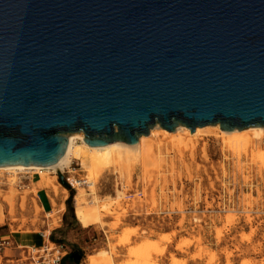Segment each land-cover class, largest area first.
Listing matches in <instances>:
<instances>
[{"label":"water","instance_id":"obj_1","mask_svg":"<svg viewBox=\"0 0 264 264\" xmlns=\"http://www.w3.org/2000/svg\"><path fill=\"white\" fill-rule=\"evenodd\" d=\"M157 124L264 126V0H0V166Z\"/></svg>","mask_w":264,"mask_h":264},{"label":"rangeland","instance_id":"obj_2","mask_svg":"<svg viewBox=\"0 0 264 264\" xmlns=\"http://www.w3.org/2000/svg\"><path fill=\"white\" fill-rule=\"evenodd\" d=\"M169 140L153 138V143L163 144V155L175 166L163 165L161 172H155L158 180L150 176L149 182H144L139 165L132 177L121 176L111 168L103 172L97 182L103 222L79 220L74 206L77 190L62 184L58 174V182L69 194L65 195L60 186L58 206L63 200L66 208L63 212L57 210V224L48 218L52 210L45 212L37 206L41 204L38 191H33V180L37 181L40 174L32 170L17 171L19 181L12 207L5 200L10 194L8 174H2L0 201L4 212L0 215V233L17 238L21 244L20 254L6 251L15 259L6 264H32L24 248L30 244L29 234L40 232L45 233L42 239L50 246H54L51 242L62 243L68 252L82 254L81 262L68 260L67 264H137V260L139 264H264V255L260 256L264 253V171L251 164L246 154L240 156L239 163L214 134L199 135L193 148L178 149ZM70 170L77 176L87 174L77 155L63 172ZM140 188L143 197H125L129 190ZM49 196L51 201L55 198L52 192ZM70 197L74 216L67 205ZM138 252L143 253L141 257Z\"/></svg>","mask_w":264,"mask_h":264},{"label":"bare ground","instance_id":"obj_3","mask_svg":"<svg viewBox=\"0 0 264 264\" xmlns=\"http://www.w3.org/2000/svg\"><path fill=\"white\" fill-rule=\"evenodd\" d=\"M202 134H214L218 136L222 141L223 147L228 148V150H231L234 156L238 159L239 163H242L240 160V158L242 157L241 155L246 154V157L249 156L251 164L253 165L256 164V166L259 168L258 170L264 171V147L262 146V140L264 137V126H251L244 129L236 128L234 130H223L220 124H215V125L197 127L196 130L193 132L189 127L185 125H179L176 128V130L169 131L163 128L162 126H160L159 124H157L155 127L151 128L149 135H142L139 138L137 144H128L126 142L117 141L103 146L89 145L88 143L85 142L84 133L76 132L68 135L69 143L63 157L59 161H57L56 163L50 166L47 167L31 166V165L0 166V176H2V174L5 173L8 174V184L10 186V192H9L10 194L7 197L5 196V200H7V202L12 207H14L13 198L15 195H17L15 185H17L19 181L17 179L18 170L19 171L32 170L34 172H37L40 174V178L34 182L33 191L37 192L39 189H46L48 191V194H50V192L54 194L55 198L52 199L53 209L50 212L51 215L50 216L48 215V218L50 219V217H52L53 219L52 223H56L54 222V217L55 214L57 213V210L63 212L66 208V205L63 202V200L60 203V207L58 206L59 204L58 201L60 200L59 194L61 191L60 186L63 188L64 190L63 192L65 193V195L68 196L69 194L68 190L58 182L57 174L63 172L65 166H70L72 159L74 158V156L77 155L79 157L80 165L86 170L85 172H87L86 176L89 182V187H87L88 190H85L83 187H78L77 193L74 196V206L78 211V218L80 221H85L86 218H91L97 223L103 222V217L99 206L100 197L98 195L97 182L98 179L101 178L100 176L103 174L105 170L111 168L114 169L113 170L114 172L120 174L121 176L123 175L127 177H132V173L134 172L133 170L135 166L139 165L141 166L140 172L142 173L141 176L143 177L144 182L146 183L149 182L148 180H150V176H154L155 177L154 180H158L159 177L158 175H155L156 174L155 172H161L162 171L161 168L163 167V165L166 164H168L169 166L172 165L171 166L172 168H175V166L172 160L170 164L169 160L167 161L166 160L167 158H165V156L163 155L162 152L163 144L161 142L153 143V138H158V137L170 138L172 142L171 144H173V146L178 149L181 147L193 148L195 146V144H193V141L197 139L199 135ZM78 139L81 140L82 142L81 144H78ZM179 152H181V150ZM243 170L244 168L242 169V171ZM50 173H53L54 175L49 176ZM163 178L162 180H164ZM22 200H24L25 202V197ZM37 206L38 208H42L40 205ZM3 212H4V207L2 202L0 201V215H2ZM50 232L51 229L47 231L48 235L50 234ZM142 254H143L142 252H138L137 256L141 257ZM139 262L140 261L137 260V264H139Z\"/></svg>","mask_w":264,"mask_h":264},{"label":"built area","instance_id":"obj_4","mask_svg":"<svg viewBox=\"0 0 264 264\" xmlns=\"http://www.w3.org/2000/svg\"><path fill=\"white\" fill-rule=\"evenodd\" d=\"M65 185L70 190H77L78 187H89L87 176H77L72 170L63 172ZM119 185V183H118ZM122 188V184H121ZM123 189V188H122ZM143 197V188L136 191H128L125 195L127 199L132 197ZM54 246H50L49 243H44L38 248H24L26 255L29 257L32 264H62L64 257L69 253L68 248L62 243L51 242ZM18 246L14 243L13 239L9 235L0 234V256L3 252Z\"/></svg>","mask_w":264,"mask_h":264},{"label":"crops","instance_id":"obj_5","mask_svg":"<svg viewBox=\"0 0 264 264\" xmlns=\"http://www.w3.org/2000/svg\"><path fill=\"white\" fill-rule=\"evenodd\" d=\"M33 182H35V180H33ZM38 198H39V202L41 204V207L43 208V211L48 212V211L53 209V204H52L51 198H50V196L48 194V191L46 189H39L38 190ZM1 235H3V234H1ZM42 237H45V233L40 232V235H38V234H35V235L34 234H29L27 240L30 242V244H28L27 246L26 245H22V246H26L27 249L31 248V247L32 248H38V247L42 246V244L46 243V239H42ZM13 241L18 246H14V247L8 248V249H10V250H12L14 252H18V249L21 246V244L19 243L17 238L13 239ZM8 249H6L3 252V254L0 256V264H6L9 261H14L15 260V259H12V256H8L6 254V251ZM25 252H26V250H24V253ZM262 255H264V253L261 254L260 256H262Z\"/></svg>","mask_w":264,"mask_h":264},{"label":"trees","instance_id":"obj_6","mask_svg":"<svg viewBox=\"0 0 264 264\" xmlns=\"http://www.w3.org/2000/svg\"><path fill=\"white\" fill-rule=\"evenodd\" d=\"M72 195H73V191H72V193H71V197H72ZM68 198V200H67V205H68V207H69V211H70V213H71V215H73L74 216V209H73V206H72V204H71V199L72 198ZM51 233V232H50ZM83 259V256H82V254L81 253H79L78 251H71V252H69L65 257H64V259H63V261H62V264H67V261L69 260V261H73V262H75V263H79V262H81V260Z\"/></svg>","mask_w":264,"mask_h":264}]
</instances>
